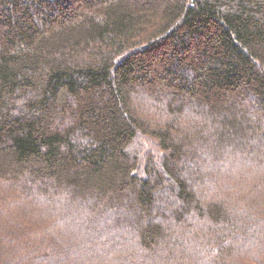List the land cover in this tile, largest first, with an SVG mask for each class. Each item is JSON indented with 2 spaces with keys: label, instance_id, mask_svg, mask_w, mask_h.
I'll return each mask as SVG.
<instances>
[{
  "label": "trees",
  "instance_id": "trees-1",
  "mask_svg": "<svg viewBox=\"0 0 264 264\" xmlns=\"http://www.w3.org/2000/svg\"><path fill=\"white\" fill-rule=\"evenodd\" d=\"M0 237L264 264V0H0Z\"/></svg>",
  "mask_w": 264,
  "mask_h": 264
},
{
  "label": "rangeland",
  "instance_id": "rangeland-1",
  "mask_svg": "<svg viewBox=\"0 0 264 264\" xmlns=\"http://www.w3.org/2000/svg\"><path fill=\"white\" fill-rule=\"evenodd\" d=\"M4 213H6V212H4ZM6 215H7V218L10 217V214H8V213ZM23 215H25V214H23ZM2 217H3V215H2ZM25 217L27 218V216H25ZM25 233H26V230L24 229V231H22V234L24 235ZM20 236H22V235H15L14 237L18 238ZM2 250H8V249L5 248L4 240L1 239V237H0V264H7L6 256L3 255L4 252H2ZM66 258H67L66 264H70V262H72V260H74V258L72 256L66 257Z\"/></svg>",
  "mask_w": 264,
  "mask_h": 264
}]
</instances>
